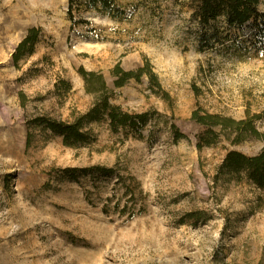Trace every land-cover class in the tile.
Segmentation results:
<instances>
[{"label":"rangeland","instance_id":"1","mask_svg":"<svg viewBox=\"0 0 264 264\" xmlns=\"http://www.w3.org/2000/svg\"><path fill=\"white\" fill-rule=\"evenodd\" d=\"M115 4L119 18L85 0H0V264H264V192L219 169L228 150L252 156L264 140L199 151L191 120L196 109L258 116L264 135V19L203 24L188 0ZM32 27L33 52L15 64ZM145 60L159 88L146 76L113 88L116 64ZM79 68L145 124L92 121L75 147L34 126L89 110Z\"/></svg>","mask_w":264,"mask_h":264},{"label":"trees","instance_id":"2","mask_svg":"<svg viewBox=\"0 0 264 264\" xmlns=\"http://www.w3.org/2000/svg\"><path fill=\"white\" fill-rule=\"evenodd\" d=\"M188 1L192 15L203 24H207L210 20L223 18L229 25L241 26L252 19H264V12L260 13L259 11L260 7L264 5V0ZM85 2L89 7L100 5V10L112 17L119 18L122 15L115 0H85ZM68 16L73 21L70 8ZM39 33L40 29L38 28L32 27L27 30L12 54L15 64L24 55L32 54ZM78 73L82 78L85 93L95 97L89 110L73 122L35 118L32 121L34 126H41L53 134L60 135L65 146L75 147L86 142V133L83 131V127L92 121L105 119L112 132H117L119 129L138 130V127L145 124L146 113H129L111 103V90L107 87L100 72L79 68ZM110 74L113 78L112 86L115 89L123 87L130 80L140 82L143 76L147 77L151 85L160 87L157 76L153 73L147 60L135 70H124L119 64H116ZM257 117L248 115L243 119L235 120L219 114L202 112L199 109L194 110L191 113V120L204 128L197 136V149L201 151L204 148L213 147L217 140H225L230 146L238 145L250 138L264 140V135L260 134L253 124ZM219 169L227 177L245 178L248 183L264 192V149L252 156H247L236 150H228ZM106 173H111V169H108Z\"/></svg>","mask_w":264,"mask_h":264}]
</instances>
